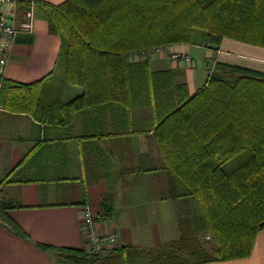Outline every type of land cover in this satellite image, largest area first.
Here are the masks:
<instances>
[{
    "label": "trees",
    "instance_id": "obj_1",
    "mask_svg": "<svg viewBox=\"0 0 264 264\" xmlns=\"http://www.w3.org/2000/svg\"><path fill=\"white\" fill-rule=\"evenodd\" d=\"M46 9L49 32L62 38L61 80L81 92L49 103L36 91L37 82L1 79L0 104L32 113L44 133L54 130L59 139L76 112L108 105L149 109L171 187L194 197L201 212L193 228L182 226L177 240L155 248L118 246L102 254L38 246L58 250L56 264H201L248 257L264 229V73L218 63L188 95L171 72H150L147 60L132 58L191 43L197 29L214 49L224 39L264 47V0H65ZM100 205L110 216L112 195L104 194ZM5 207L0 202V218L25 237ZM200 231L211 241L200 244Z\"/></svg>",
    "mask_w": 264,
    "mask_h": 264
},
{
    "label": "crops",
    "instance_id": "obj_2",
    "mask_svg": "<svg viewBox=\"0 0 264 264\" xmlns=\"http://www.w3.org/2000/svg\"><path fill=\"white\" fill-rule=\"evenodd\" d=\"M63 1L18 0L5 7L14 12L16 25L30 7L33 20L31 31L15 34L1 79L37 82L36 91L49 103L70 101L81 92L65 81L46 84L56 72L62 48L61 36L48 30L46 8ZM173 54L185 55L190 62L174 59ZM132 60H147L150 72H171L173 83L185 85L188 95L205 83L218 63L264 73V47L231 39L215 49L204 40L175 44ZM151 118L146 108L121 111L109 105L91 113L76 112L59 139L54 130L44 133L32 113L0 104V202L25 234L14 233L0 218V264H54L59 251L43 250L39 244L86 249V210L95 232L113 234L116 247L149 249L177 240L185 219L199 216L201 208L194 197L177 195L171 187ZM104 194L112 195L110 216L101 213ZM104 247L100 251L113 245ZM201 264H264V229L257 233L248 257Z\"/></svg>",
    "mask_w": 264,
    "mask_h": 264
},
{
    "label": "built area",
    "instance_id": "obj_3",
    "mask_svg": "<svg viewBox=\"0 0 264 264\" xmlns=\"http://www.w3.org/2000/svg\"><path fill=\"white\" fill-rule=\"evenodd\" d=\"M18 0H0V80L3 68L8 62L14 36L17 32H29L32 30L33 11L32 7L24 12L22 20L16 25L14 24V12L5 10L6 6H14ZM154 53L163 52L162 48H157ZM174 59L182 57L185 62H190V59L185 55L173 54ZM84 240L86 248L93 249L107 244L115 246L116 237L111 234L101 236L97 234L93 227V218L89 210L84 213Z\"/></svg>",
    "mask_w": 264,
    "mask_h": 264
},
{
    "label": "rangeland",
    "instance_id": "obj_4",
    "mask_svg": "<svg viewBox=\"0 0 264 264\" xmlns=\"http://www.w3.org/2000/svg\"><path fill=\"white\" fill-rule=\"evenodd\" d=\"M203 35H204V32L202 31V30H200V29H197V30H195L194 31V36H193V41H196V42H200V41H202L203 40ZM153 54H157V53H154V52H152ZM152 53H150V54H152ZM65 59V58H64ZM64 63H65V61L63 60V58H61V60H60V62H59V64L57 65V69L56 70H58V71H56V74L51 78V81H48V83H46V84H48V85H52V84H56V82L57 81H61V82H63L62 80H61V76H62V70H63V66H64ZM185 222L187 223V224H185V225H196L197 223L196 222H194L193 220H187V219H185ZM197 239L199 240V242H200V244H202V243H206V242H210L211 240H210V237L208 236V234L206 233V232H204V231H200L198 234H197ZM205 246V245H204ZM116 246H113L112 248H115ZM111 248V249H112ZM87 250H90V251H94V252H101L102 254H104L105 252L104 251H100V250H102V249H105V247L104 246H99L98 248H93V249H88V248H86ZM61 254V253H60ZM54 264H56V262H58V258H57V255H55L54 254Z\"/></svg>",
    "mask_w": 264,
    "mask_h": 264
}]
</instances>
